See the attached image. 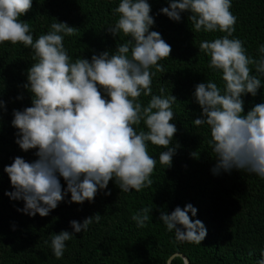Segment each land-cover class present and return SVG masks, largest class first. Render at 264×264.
Masks as SVG:
<instances>
[{
	"label": "clouds",
	"instance_id": "1",
	"mask_svg": "<svg viewBox=\"0 0 264 264\" xmlns=\"http://www.w3.org/2000/svg\"><path fill=\"white\" fill-rule=\"evenodd\" d=\"M167 2L156 15L180 22L181 13L189 12L193 33H225L200 41L198 47L210 57L208 68L221 72L223 89L207 80L195 84L192 94L201 108L193 125L210 128L208 143L216 154L213 174L236 169L264 179V102L245 113L243 99L246 94L255 97L262 86L264 43L258 46L260 56L256 58L248 54L244 41L233 36L237 17L231 11L232 0ZM32 5L33 0H0V44H22L31 49L34 61L22 85L31 93V106L13 109L11 125L17 129L19 148L24 152L35 149L37 157L29 162L16 156L4 166L13 189L5 195L24 202L17 211L44 217L68 193L69 203L93 202L97 192L107 189L113 179L123 192L151 188L157 158L149 154V142L165 149L158 155L165 168L172 166L181 147L173 143L178 129L171 122L177 97L165 95L163 87L159 95L152 89L153 77L167 72L159 62L171 57L172 47L159 31L151 30L155 24L151 4L148 0H120L113 9L119 18L107 30L114 37L122 32L129 39L117 43L114 51L93 53L90 59L78 56L74 61L64 38L76 35L77 27L56 19L48 32L34 40V28L21 19ZM142 95L150 97L146 105L140 100ZM16 99L22 100L23 95ZM0 109L6 111L3 99ZM141 122L146 131L138 130ZM190 155L199 156L196 152ZM104 194L110 195L111 190ZM152 209L146 206L131 215L137 228L147 226ZM197 211L187 203L170 214L162 210L159 220L167 231H175L178 241L201 244L207 229L201 220L189 216L190 212L195 217ZM100 219L96 213L82 223L71 220L72 232L61 230L52 236L55 258H63L66 242L74 234L87 231ZM257 264H264V250Z\"/></svg>",
	"mask_w": 264,
	"mask_h": 264
},
{
	"label": "trees",
	"instance_id": "2",
	"mask_svg": "<svg viewBox=\"0 0 264 264\" xmlns=\"http://www.w3.org/2000/svg\"><path fill=\"white\" fill-rule=\"evenodd\" d=\"M119 2L33 0L32 9L21 19L34 28V40L48 32L56 19L76 26V35L65 36L64 46L73 61L78 56L90 59L93 53L114 51L117 43L129 39L122 32L114 37L107 30L119 18V14L113 15ZM148 2L155 18L151 30L159 31L172 47L171 57L159 62L167 72L153 77L152 89L159 95L163 87L165 95L177 97L173 105L176 116L171 122L178 129L173 143L181 147L172 166L165 168L158 160L165 149L149 142V154L157 158L151 176L154 183L140 192H123L113 179L107 189L97 192L93 202L69 203L68 193L48 216L37 213L32 217L17 211L24 202L5 195L13 189L3 168L16 156L29 162L37 159L35 149L24 152L15 143L17 129L11 125L13 109L31 106V93L22 85L34 61L31 49L22 44H0V99L6 102V111L0 109V264H167L175 253L186 256L190 264H257L264 250V179L236 169L213 174L216 154L208 143L210 128L206 124L199 129L193 125L201 113L192 95L194 85L212 80L221 89L224 87L221 72L208 68L210 57L199 52V43L225 33H193L187 19L189 12L181 13V21L176 22L164 14L156 15L160 8L168 6L167 0ZM231 11L237 17L233 36L245 42L250 56L259 58L258 46L264 43V0H232ZM261 79L262 86L255 97L243 96L245 113L264 102V77ZM18 95L23 99H16ZM140 100L146 105L150 97L142 95ZM139 129L147 130L143 122ZM192 152L198 158H193ZM61 184L66 187L62 177ZM108 190L111 194L105 195ZM187 203L198 210L195 217L189 212L190 218L201 220L207 229L201 244L178 241L175 231H167L159 220L162 210L170 214L176 206L183 209ZM146 206L153 208L150 219L146 227L137 228L131 215ZM96 213L101 215L99 223L93 222L87 231L74 234L66 242L63 258L56 259L51 237L61 230L72 232L71 220L82 223ZM170 264L185 263L176 256Z\"/></svg>",
	"mask_w": 264,
	"mask_h": 264
},
{
	"label": "water",
	"instance_id": "3",
	"mask_svg": "<svg viewBox=\"0 0 264 264\" xmlns=\"http://www.w3.org/2000/svg\"><path fill=\"white\" fill-rule=\"evenodd\" d=\"M176 256H180V257H182L183 260H184V263H185V264H190L188 258H187L186 256H184L183 254H180V253H175V254H173V255L168 259L167 264H170L171 260H172L174 257H176Z\"/></svg>",
	"mask_w": 264,
	"mask_h": 264
}]
</instances>
